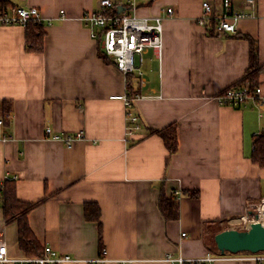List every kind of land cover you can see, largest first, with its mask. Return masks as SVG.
Listing matches in <instances>:
<instances>
[{
  "label": "crops",
  "instance_id": "crops-1",
  "mask_svg": "<svg viewBox=\"0 0 264 264\" xmlns=\"http://www.w3.org/2000/svg\"><path fill=\"white\" fill-rule=\"evenodd\" d=\"M10 1L36 6L47 20L41 52L25 49L24 26L0 25V119L9 109L8 124L0 125V179L14 180L19 200L45 197L27 214L41 246L78 259L65 264H87L102 249L101 264H168L166 252H219L207 245L206 229L214 237L264 196V166L251 159L264 109L250 100L231 106L215 99L242 82L250 39L257 44V83L264 95V0H257L254 16L237 23V36L208 33L201 0H136L137 15L163 17L162 49L160 58L145 54L143 83L131 81V89L146 96L133 102L142 126L130 144L124 102L113 97L126 94V76L102 55L80 19L99 0ZM173 122L178 148L170 155L162 137L147 128ZM46 127L61 136L82 131L83 137L67 146L47 137ZM162 182L166 195L180 193L174 219H165L158 207ZM86 203L98 206L100 228L86 218ZM0 233L9 256H26L18 223L6 221L1 202Z\"/></svg>",
  "mask_w": 264,
  "mask_h": 264
},
{
  "label": "built area",
  "instance_id": "built-area-1",
  "mask_svg": "<svg viewBox=\"0 0 264 264\" xmlns=\"http://www.w3.org/2000/svg\"><path fill=\"white\" fill-rule=\"evenodd\" d=\"M239 6L235 5V0H221L220 6H215L209 0H201L200 20L209 24L213 21L214 29L220 32L236 33L237 23L244 18L255 15L257 0H237ZM98 8L85 11L80 19L85 26L90 28V35L99 42L101 51L113 62L114 66L126 76V94L113 97L121 98L126 109V140L133 139L132 136L141 129L138 115L133 111L135 99L146 95L135 91L129 95L128 88L132 86L131 81L137 79L138 83H143L142 65L145 54L152 51L160 58L162 49V19L161 15H137L135 13L136 0H99ZM133 13H129V12ZM166 12L171 14L172 8H167ZM60 18L65 17V11L60 10ZM29 21L45 24L46 18L40 13L36 6L21 5L10 1V4L0 3V25L19 24L25 26ZM215 99L220 104L240 106L250 100L254 106L264 109V95L257 84L251 87L249 82H243L230 86L218 93ZM0 119V125L2 124ZM45 134L51 139H63L69 146L75 138L83 137L82 131L75 134L61 136L53 132L50 127H46ZM6 179H0V184ZM174 196L179 197V191H175ZM234 221L233 223H231ZM251 221H259L264 224V196L254 205L247 214H242L230 220L231 227L244 228ZM237 253H220L207 250L199 256H183L166 252L162 260L168 264H215L219 260L227 259H251L258 262L264 261V251L248 252L241 255ZM99 257L85 260L87 264H101L104 260V249ZM77 258L67 252H63L45 245L43 253L33 256L11 257L7 253L5 237L0 233V264H65L76 262ZM128 260H120L121 264H126Z\"/></svg>",
  "mask_w": 264,
  "mask_h": 264
},
{
  "label": "trees",
  "instance_id": "trees-1",
  "mask_svg": "<svg viewBox=\"0 0 264 264\" xmlns=\"http://www.w3.org/2000/svg\"><path fill=\"white\" fill-rule=\"evenodd\" d=\"M2 4H10V0H0ZM214 29L213 21L208 24V33H212ZM25 49L29 51L41 52L44 48V25L40 23H34L29 21L25 26ZM214 34V33H212ZM237 36V32L234 33ZM240 34L238 33V36ZM102 53V51H101ZM104 57L107 56L102 53ZM261 69V65L257 61V44L255 40L250 39V63L246 69L244 75L240 79V83L249 82L251 87L256 86L258 83V75ZM239 82V81H238ZM129 95L135 93V90L128 88ZM4 112L2 121L4 124H8L9 109H2ZM137 114V113H136ZM138 115V114H137ZM139 117V115H138ZM140 122V120H139ZM140 125L142 126L141 122ZM156 133L162 137L163 143L168 150L169 154L176 152L178 148V132L176 123H170L162 128L148 127L147 134ZM134 139L128 140V143L134 142ZM252 152L251 159L260 166H264V130L256 132L253 135L252 140ZM169 159H166V165ZM196 193H192L195 195ZM45 197L33 202L19 200L16 196L14 180H3L0 184V202L4 210V216L7 222L17 221L18 223V243L26 255H40L43 253V247L39 240L34 236L27 220V214L39 203L44 200ZM158 207L165 219H174L178 217V200L171 192L170 195H166L164 190V184L162 182L160 188V194L158 198ZM85 216L88 220H94L99 222V209L94 203L85 204ZM100 234V232H99ZM209 242V244L207 243ZM207 245L212 249H216L213 236H211V243L207 241Z\"/></svg>",
  "mask_w": 264,
  "mask_h": 264
},
{
  "label": "water",
  "instance_id": "water-1",
  "mask_svg": "<svg viewBox=\"0 0 264 264\" xmlns=\"http://www.w3.org/2000/svg\"><path fill=\"white\" fill-rule=\"evenodd\" d=\"M213 239L220 253L264 251V224L251 221L244 228H224L216 232Z\"/></svg>",
  "mask_w": 264,
  "mask_h": 264
},
{
  "label": "rangeland",
  "instance_id": "rangeland-1",
  "mask_svg": "<svg viewBox=\"0 0 264 264\" xmlns=\"http://www.w3.org/2000/svg\"><path fill=\"white\" fill-rule=\"evenodd\" d=\"M221 0H216V2H220ZM129 13H133L132 11L129 12ZM138 13V12H137ZM205 238L207 241H210L211 242V236L209 237V234H208V229H206V234H205ZM216 251V250H215Z\"/></svg>",
  "mask_w": 264,
  "mask_h": 264
}]
</instances>
